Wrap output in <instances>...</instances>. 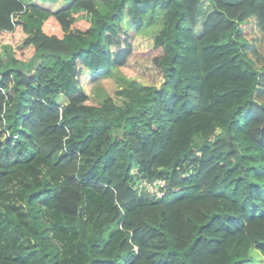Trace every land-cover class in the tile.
Returning a JSON list of instances; mask_svg holds the SVG:
<instances>
[{
	"label": "trees",
	"instance_id": "1",
	"mask_svg": "<svg viewBox=\"0 0 264 264\" xmlns=\"http://www.w3.org/2000/svg\"><path fill=\"white\" fill-rule=\"evenodd\" d=\"M31 1L0 0V264H264V65L241 27L264 46V0H207L200 35L202 0ZM125 18L163 80L86 105L80 72L124 80Z\"/></svg>",
	"mask_w": 264,
	"mask_h": 264
},
{
	"label": "rangeland",
	"instance_id": "2",
	"mask_svg": "<svg viewBox=\"0 0 264 264\" xmlns=\"http://www.w3.org/2000/svg\"><path fill=\"white\" fill-rule=\"evenodd\" d=\"M72 0H32L31 3L36 4L44 9L56 11L61 8L67 7ZM211 11V6L207 0H202L199 6L195 33L201 34L203 21ZM124 33L127 34V42L130 45L129 54L126 57L122 67L118 68V75L123 77V81L113 79H103L88 70L79 73L77 83L75 80L70 84V89L76 87L82 91L86 99L83 101L86 105H95L91 90L94 88L104 89L105 92L111 97L116 105H123L126 100L117 95V91L121 87L127 86L129 82H138L142 85H152L159 87L162 82V73L153 62V58L159 56L160 50L153 47V34L152 29H145L143 32H135L132 25L127 18L122 21ZM242 27V36L248 41L249 46L246 47V52L255 61L256 65L260 68L264 65V46L259 44V37L253 32V25L250 23L248 26ZM125 44L121 43L118 48L111 47L113 54L123 51ZM251 50L254 52L252 53ZM256 51V52H255ZM258 59V60H257ZM72 94V93H71ZM70 97V93H62L58 97V101L66 103ZM256 103H264V72L259 74V85L257 96H255Z\"/></svg>",
	"mask_w": 264,
	"mask_h": 264
},
{
	"label": "built area",
	"instance_id": "3",
	"mask_svg": "<svg viewBox=\"0 0 264 264\" xmlns=\"http://www.w3.org/2000/svg\"><path fill=\"white\" fill-rule=\"evenodd\" d=\"M138 188L140 190L144 189L156 199L162 198L166 193V183L159 179L153 180L151 182L141 180L139 182Z\"/></svg>",
	"mask_w": 264,
	"mask_h": 264
}]
</instances>
